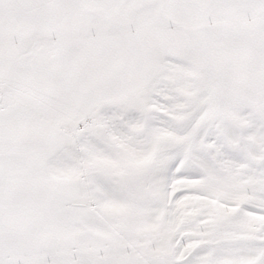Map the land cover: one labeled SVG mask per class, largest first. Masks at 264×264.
<instances>
[{"label":"snow or ice","instance_id":"6c2138e0","mask_svg":"<svg viewBox=\"0 0 264 264\" xmlns=\"http://www.w3.org/2000/svg\"><path fill=\"white\" fill-rule=\"evenodd\" d=\"M0 264H264V0H0Z\"/></svg>","mask_w":264,"mask_h":264}]
</instances>
